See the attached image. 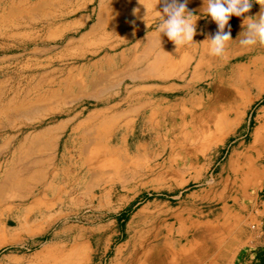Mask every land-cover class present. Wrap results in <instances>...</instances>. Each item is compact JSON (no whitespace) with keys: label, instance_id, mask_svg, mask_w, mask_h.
I'll return each instance as SVG.
<instances>
[{"label":"crops","instance_id":"0c3cea01","mask_svg":"<svg viewBox=\"0 0 264 264\" xmlns=\"http://www.w3.org/2000/svg\"><path fill=\"white\" fill-rule=\"evenodd\" d=\"M261 12L264 0H252L245 16ZM245 16L230 18L236 42L222 56L209 52L204 40L217 25L202 12L196 43L172 45L166 62L129 63L124 72L112 62L83 65L86 76L97 69L76 85L81 99L98 103L95 122L70 116L64 127L24 140L0 135V173L10 154L0 179V242L31 248L12 264L264 262V44L241 46ZM92 21L79 15L59 30L91 31ZM103 125L127 132L126 139L93 148L89 134L98 136ZM228 144L222 160L214 151ZM162 157L170 172L147 179ZM149 179L159 187L146 188ZM149 191L170 200L146 201L133 212ZM131 227L143 231L132 236Z\"/></svg>","mask_w":264,"mask_h":264},{"label":"rangeland","instance_id":"374dc122","mask_svg":"<svg viewBox=\"0 0 264 264\" xmlns=\"http://www.w3.org/2000/svg\"><path fill=\"white\" fill-rule=\"evenodd\" d=\"M58 1L0 0V129L5 130L0 135L4 138L16 135L18 140H22V137L24 140L46 128H62L64 119L70 116H76L79 123L98 120L97 116L92 115L98 103L81 99V95L76 93V85L80 87L90 79L92 72H97V69H91L90 72L88 69L86 76L81 68L83 65L88 66L94 61L112 62L124 72L122 68L129 63L148 65L156 58H162L165 62L170 58L173 42L161 34L160 45L155 33L160 23L156 11L162 12L163 2L69 0L72 4L65 5ZM134 8L139 9L136 16L132 14ZM202 8V0H188L187 10L193 14L200 16ZM86 14L93 17L90 24L93 23L94 30H75L70 35L63 33L65 29L59 30L65 19ZM133 20L134 24L131 23ZM156 47L157 50L154 49ZM109 71L114 72L113 69ZM106 77L110 76L106 74ZM115 119L121 122V118ZM101 128L98 129V136L94 132L89 134L93 148L102 143L110 144L126 139L127 132L112 134L106 126ZM199 134H195L196 140ZM230 147L228 144L214 153L222 160L227 159L231 153ZM197 151L192 150L194 153ZM9 156V151H6L2 158L0 179L7 177L5 168ZM165 160L162 157L159 164L149 167L146 178L154 179L161 172H170L168 161ZM151 179L147 180L149 185L146 188L159 187V182ZM147 194V197L135 204L133 212L146 201L170 200V194L159 195L154 191ZM158 225L161 226V223ZM250 230H253L252 226ZM139 231L143 230L131 227L132 236H138ZM143 235L146 236V233ZM29 253L31 248L28 245L12 247L0 242V264H12L13 255ZM98 264H108V259L103 257Z\"/></svg>","mask_w":264,"mask_h":264},{"label":"clouds","instance_id":"9594fccd","mask_svg":"<svg viewBox=\"0 0 264 264\" xmlns=\"http://www.w3.org/2000/svg\"><path fill=\"white\" fill-rule=\"evenodd\" d=\"M161 2L164 4L162 12L156 11L157 19L160 21L156 29L160 45L161 34L173 42L176 48L196 43L194 36L197 34L196 21L199 17L187 10L188 0H157L156 4ZM251 7L252 0H203V14L210 17L217 25L216 33L204 40L208 42L211 55H223L227 42L233 40L229 25L230 18L245 16ZM138 12L139 9L134 8L133 16H136ZM245 21L249 23L245 24ZM131 23L134 24L135 21ZM242 24L245 30L243 38L239 41L241 46L252 47L264 44V13L261 12L258 16H245Z\"/></svg>","mask_w":264,"mask_h":264},{"label":"bare ground","instance_id":"6f19581e","mask_svg":"<svg viewBox=\"0 0 264 264\" xmlns=\"http://www.w3.org/2000/svg\"><path fill=\"white\" fill-rule=\"evenodd\" d=\"M130 2H132V1H130ZM133 4V3H132ZM115 12V11H114ZM127 12V11H126ZM117 13V12H116ZM119 13V12H118ZM125 13V12H124ZM232 25V24H231ZM214 31V30H213ZM216 32V31H215ZM234 39V38H233ZM235 40V39H234ZM235 42H236V40H235ZM234 42V43H235ZM235 45V44H234ZM246 185H248V183L246 184Z\"/></svg>","mask_w":264,"mask_h":264},{"label":"built area","instance_id":"2783aa9c","mask_svg":"<svg viewBox=\"0 0 264 264\" xmlns=\"http://www.w3.org/2000/svg\"><path fill=\"white\" fill-rule=\"evenodd\" d=\"M262 214H263V216H264V209L262 210Z\"/></svg>","mask_w":264,"mask_h":264},{"label":"trees","instance_id":"16d2710c","mask_svg":"<svg viewBox=\"0 0 264 264\" xmlns=\"http://www.w3.org/2000/svg\"><path fill=\"white\" fill-rule=\"evenodd\" d=\"M262 262H263V261H262ZM262 264H264V262H263Z\"/></svg>","mask_w":264,"mask_h":264}]
</instances>
